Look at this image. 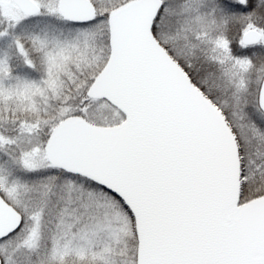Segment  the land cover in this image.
<instances>
[{"label":"snow or ice","instance_id":"obj_1","mask_svg":"<svg viewBox=\"0 0 264 264\" xmlns=\"http://www.w3.org/2000/svg\"><path fill=\"white\" fill-rule=\"evenodd\" d=\"M0 264H264V0H0Z\"/></svg>","mask_w":264,"mask_h":264}]
</instances>
